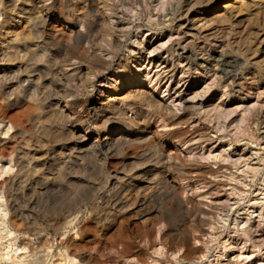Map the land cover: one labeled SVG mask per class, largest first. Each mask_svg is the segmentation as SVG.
Returning a JSON list of instances; mask_svg holds the SVG:
<instances>
[{
	"label": "bare ground",
	"instance_id": "bare-ground-1",
	"mask_svg": "<svg viewBox=\"0 0 264 264\" xmlns=\"http://www.w3.org/2000/svg\"><path fill=\"white\" fill-rule=\"evenodd\" d=\"M45 1L46 0H0V4L2 5V19L0 21V121L6 120L9 123V128L13 129V133L8 139H0V160H13L16 168L12 175H9L3 180V184L6 188L5 191L8 192L6 204L9 206L11 212V218L9 220L11 229H17L21 224L23 225V231L36 233L44 228V223H50L51 218L56 216H59V225H61V227L69 225L76 217V212L80 206L86 203L87 200L100 189V186H106L104 193L98 197V201H93L91 205V207H98L100 204L110 206L112 212L108 213L106 216L108 220L107 225H105L106 228L113 227L116 217L120 213L122 214L126 206H132V208H137L136 219L138 221L136 228L144 230L149 243L152 239H155L156 235H159V242L162 243L164 247L173 251L182 249V258L185 260H193L198 249L190 247L189 245L192 246V244H188L187 240L190 238H186V233L190 232H188L189 228L186 229V224L190 222V220L186 219L188 220L186 223L184 219L191 218V222H195L197 226H202L204 224V218L200 213L208 214V211L206 212V210L201 209L196 202L189 204L188 202L193 200L192 197H188V200L189 198L192 199L189 201L181 199L179 197V182L186 179L183 177L186 174L188 175L190 172L194 173V171H196L200 177L198 179L199 185L203 183L210 185L212 180L210 181V178L209 180L207 179V175H209L208 177L213 178L217 176L224 177V181H220L219 179L221 187H223L227 184V180L232 181V179H234L233 182L238 180L236 177L238 175H234V172L231 171V167L238 169L241 155H238V158L228 159L227 154L222 155L220 152L216 155L213 154L211 148L207 150L206 154L202 151L204 147H201L200 143H198L195 148L199 147L202 152L197 151L198 154H194L196 155L193 156L194 161L197 162L201 159L206 160L213 158L214 160H218L215 162L217 166L213 167V163L212 165L209 163H197L191 166L187 165V162L191 163L189 160L187 161V157L190 155L186 156L185 153L181 154V149L178 146L179 144H184L189 140L190 142L193 140H191V138L178 139L177 133L182 130L183 124L189 123L191 113H189L187 109L192 108L193 110L196 108L197 111L202 108V102L197 101V103L194 102L193 99L199 96L203 97L210 88H223L221 95L226 94L227 97L231 95L232 97L238 98L239 95L235 93L237 90H234V88L231 87L229 89L230 91H226L225 84H218V81L216 82L215 79L216 73L213 72L211 74L212 77H210V83H205L203 89L200 87L201 92L198 89L199 91H194L192 96L190 95L188 98H185V101L192 103L191 105L189 104L190 107H188L182 102V98L179 97L181 90H178L177 84L184 80L183 77H179L175 80L177 83L176 86L172 87V89H175V92L178 93V97L174 98V105L171 106V104L158 99L152 94L153 92L148 90L145 85H142V82L138 79L139 77L137 78V72L142 65H145L144 67L147 68L149 64H155L156 67L161 66V68L159 67V70H162L161 72L165 71L167 75L170 73L168 80L169 83H171L174 71L179 64L173 61V55L171 53L170 60H165L162 58L159 59L154 52L164 48L165 44L169 41L180 43L184 38L189 40L186 44L181 46V55H185L186 57L189 56V53L187 54L188 50L185 49L187 46L193 47L195 45L197 49H201V45L205 47H218L221 52L219 54L222 56L221 60L219 59L221 63L218 69L221 73V77L235 81L240 76L238 69L241 68L243 64H249L244 66V72H248L249 69L253 67L250 64L253 63L254 69L258 72L260 80L264 83V57L261 56V59H256V51L259 47L258 43L262 41L259 40L258 42V34L260 33H258V30H255L260 25H257L259 23L258 13L256 14L257 17L254 15L256 10L251 12L250 6L252 4L250 5L248 0H235L230 6H227V3L226 5H221L224 0H218L214 6L223 9L221 14H215L216 16L210 19L203 16L194 20V18H190L191 12L196 11V7L203 4L204 1L206 2V0H185L187 1H184L186 4L185 9H183V6L176 5L177 7L175 10L173 12L170 11L173 14L175 12L177 13L171 16V24L174 20H183L179 24L171 26V29H175L176 34L172 33L175 35V38L172 37V34H169L165 41L155 40L156 42H152L148 38L140 39L132 36V40H130L132 48L128 49L130 53L132 52L131 62L128 60V56L118 60L115 69L110 74V77L107 78L108 84L114 85L104 89L100 98L102 102L97 105V112L100 114L99 127L101 126L100 128L104 131L103 138L101 137V140H99L98 136L97 138H93L87 133H84L82 128H78V126L72 124V115H77L76 106H82V102L80 103L78 100L79 103L76 104L74 101H67L66 93L52 92L55 86L51 84L45 86L43 80L44 78H49L50 76L47 77L48 75H53L56 78L53 79V77H51L50 80H64V83H66L67 77L77 69V67H74L71 70H67L68 66L70 67L73 65L71 60H76L78 63L87 62L84 68L95 72H102L107 69L111 63V59L118 52H121V55L124 54L122 49L126 44L125 41H129L128 39H130V29H135V31L140 30L144 25L147 27V30L153 28L162 31L165 24L159 20L158 13L164 9L168 0H69L74 10L78 12L75 17L81 24L80 26L83 27V30L76 27V23L70 14L71 11L64 12L60 9L61 12L58 15H53L55 3H59L63 7H66V5H64V0H51L49 3ZM198 10L197 8V15H199ZM225 22L229 24L226 25ZM261 22V26H263V21L261 20ZM255 25H257L256 28ZM258 28H260V26ZM147 32L148 31H146V34ZM83 43L89 44L90 50H88L87 47L85 48ZM72 46H75L76 51L70 53L69 48ZM125 47H128V45ZM136 50H138V52L134 53ZM166 50L171 51L172 46L168 45ZM4 62H15L14 70L11 69L10 64L6 65ZM188 72L189 71L184 73ZM88 74L89 72L86 71L83 75V87H87L89 84L87 80ZM190 76L191 75H188L187 79H189ZM187 79L183 84L187 82ZM190 82L192 81H188V84H190ZM168 85L169 84H167V86ZM188 89L187 87V90ZM77 90L79 91V89ZM169 90L171 89L169 88ZM79 93L81 92H78V94ZM256 94L257 93H255V95ZM213 107V109H216L219 107V104L213 105ZM125 109L133 110L134 116H128ZM145 109H149L156 113L158 119L162 121L163 127L168 126L174 129L172 128V130L169 131L165 129L166 131L159 132L157 127L152 130L150 120H148L145 115ZM247 109L250 110V108ZM210 110L206 108L202 111L204 115H207ZM218 110L216 111L219 113V115H217L218 118L221 117V119L223 118L224 120L233 112L226 109V111ZM211 111L214 112V110ZM196 114L198 115L197 112ZM217 116L214 117L217 123V127H215L216 131L226 129L227 126H224V123H220V119L216 118ZM244 120L245 116H242L238 121L236 120L235 136L227 143L228 145L240 139L239 137L242 135L241 131L244 127H242ZM159 122L157 123L159 124ZM189 125L190 124L186 126V129H189ZM197 130L198 129H195L191 133L193 134L197 132ZM185 131L188 132V130ZM158 133H160L161 137L155 138V135ZM50 134H52V137L55 135L58 139H65L64 143L59 146V148H53L51 150L45 149L46 151L44 150L45 152L41 153L40 148L48 144L47 138ZM199 136L201 139L204 136L206 137V135L203 134ZM223 137L225 136H218L220 139ZM206 139L210 140V137ZM194 141L196 142V140ZM56 142L58 143V141ZM59 142L61 143V140ZM51 143L53 144L52 141ZM224 145L226 144L220 146L223 147ZM190 146L186 149L187 152L193 150ZM130 150L132 151L131 153L129 152ZM222 150H225V148L223 147ZM223 152L224 151H222V153ZM88 157L95 160L92 162H95L99 169L105 172L106 175L102 172L105 175L103 176L104 179L96 184L97 186L92 184L88 188L86 187L89 190L86 189L87 194H80L78 192H80L79 190L81 188L85 190V187H83V177H89V174L86 175L87 170L85 171V163H88L85 162V160ZM119 158L121 159V168L124 171H121L122 174H120L117 169L113 172L110 171L111 168L109 169L107 166L108 159L113 160ZM128 158L132 159V162L125 161L126 163H124L123 160ZM127 164H130L132 168H138L139 172L136 174L132 173L131 175L127 174L131 169V167H129V169L126 167L128 166ZM174 169L177 170L175 171L176 176L173 175ZM256 171V166L247 167L245 170L241 171V175L247 177V174L251 172L253 176ZM84 173H86V177ZM109 177L111 178V182L107 185V179ZM235 177L237 179H235ZM23 183H25L26 186L28 184L31 186L25 189L22 185ZM215 183L216 182H214V184ZM245 183H247V181ZM205 184L203 185L205 186ZM62 185L67 187L66 189H70V191H68L70 194L74 193L77 195L78 193L79 196H75L76 198L72 199L70 198V200L65 202L57 200L56 202L54 196L61 191L57 190H59L58 186L60 187ZM197 187L199 186L194 188L196 189ZM228 187H230V185ZM16 189L31 191L33 194H31L30 197H32L26 199L18 198L15 191ZM212 192L213 190L210 194ZM60 194L61 193L58 195ZM45 195L53 197L54 202L50 204L52 205L50 210L36 208L42 204L41 201ZM154 200L156 203H158L156 200H159L163 205L160 203L161 205L157 204L156 206L155 202H153ZM211 201H213V199ZM172 202L179 203V206L185 209L186 215H183L185 216V218L182 217L184 218L183 220L180 218V221L174 222L173 216L175 212L169 215L162 211V206L168 204L172 205ZM220 202L222 201L219 200L217 203L219 204ZM257 204L259 203L254 201L251 203L250 207L254 208ZM2 205L0 201V230L4 227L5 223V217L2 214ZM259 207L262 210L264 209V200H262V203L260 202ZM135 209H133L134 212ZM215 211L217 212L216 209ZM185 212L183 210V213ZM253 212L252 210L245 213L246 216H242L240 219L238 218V220L235 219L233 223L234 228L231 230L233 233L231 234L250 240L256 244L255 247L257 246L259 248L264 245V225H261L264 219V212L259 211L255 216L257 219H253ZM134 215L135 214L132 216ZM226 215L227 214H225L224 217ZM89 219L91 218L89 217ZM207 219H205V221ZM207 222L208 221H206V223ZM190 224L191 223L187 224V226L189 227ZM86 229H88V227H86ZM89 230H92V228ZM7 233L8 231H5L3 234L7 235ZM85 233V229L80 227L77 233H75V235H78V240L73 238L70 244L76 246L78 241L86 237ZM1 234L0 232V235ZM175 234L180 238L178 239L176 237L178 240L175 239L176 241H172L173 239L171 238H173L172 236ZM123 237H126V235ZM141 239L143 241V238H140V240ZM193 239H197V237ZM118 242L121 245V249L115 251L117 256L132 253L131 256H133L134 262L139 261L140 253H137L139 251L138 242L128 238H122ZM39 245L40 242L36 240L21 239L17 245L11 246V248L8 245L7 248H4L5 250L3 253H6L8 256V251L10 250L16 249L17 251H21L19 254L14 255V259L18 258L20 261L25 251H34L40 248ZM48 245L51 246L52 244ZM41 246H43V244ZM65 246L67 248L70 247L69 243H66ZM75 246H73L75 249H69L66 258L72 263L78 261L82 264H88V262L91 261L90 256L82 250L77 251L78 248ZM79 246H81V244ZM141 259L142 258H140V260Z\"/></svg>",
	"mask_w": 264,
	"mask_h": 264
},
{
	"label": "rangeland",
	"instance_id": "rangeland-1",
	"mask_svg": "<svg viewBox=\"0 0 264 264\" xmlns=\"http://www.w3.org/2000/svg\"><path fill=\"white\" fill-rule=\"evenodd\" d=\"M50 1L51 0H46L45 2L49 3ZM184 1L185 0H168V3L164 7V9L158 13L159 14V20L165 24L164 27L162 28V31H160L158 29H153V28L151 30H147V27L144 25H143L144 27L142 26L140 28V30L135 31V29L134 30L130 29L131 30V33L129 35L130 39H128L129 41H125L126 44L124 43L125 45L123 46V49H122L124 54L121 55V52H118L111 59V63L109 64L108 68L103 70L102 72H95V71H92L90 69H85L84 67H85L87 62L78 63L76 60H73V61L71 60V62H73V65H71L70 67L68 66L67 70H71L74 67H77V69L70 76L67 77V80L65 81L66 83H64V80H62V81L53 80L54 78H56L53 75H48L47 77H49V76L50 77L47 79L44 78L43 84L45 86L50 85V84L52 86H55L54 87L55 89L53 88L54 90H52V92H60L63 94L66 93V95H67L66 100L69 102L74 101V102H76V104L79 102L80 103L84 102L83 104L81 103L82 106H76L77 115H74V116L72 115V118H71L73 125L78 126V128L79 127L82 128V131L84 133H87L88 135L92 136L93 138H97V136L99 137L98 138L99 140H101V137L103 138L104 131L102 128H100L101 126L99 127V125H100V114L97 112V105H99L102 102V100H100V98L102 95L101 93H103L104 89L114 85V84H111V85L108 84L107 78L110 77V74L115 69L116 64H117L119 59H122V58L128 56L127 58L131 62L132 52L130 53L128 49L132 48V44L130 42V40H132V36H135L136 38H140V39L141 38L142 39L148 38L150 41L153 42L155 40L165 41V40H167V35L172 34V33L176 34L175 29L174 28L171 29V26L177 25L183 20H181V19L174 20L173 23L171 24V16L177 14L176 12L174 14L172 13L175 10V8L177 7L176 5L183 6V9L186 8L185 2H187V1H185V2ZM217 1L218 0H209V1L206 0V2L204 1L203 2L204 5L201 4L200 6L196 7V11H197V8L199 9L198 10L199 15H197L196 14L197 12L194 11V12H191L192 14H191L190 18H194V20H196L200 17L205 16L206 18L210 19V18H213L214 16H216L218 14H221L223 12V9L214 6L217 3ZM233 1H235V0H224L221 3V5H226V3H227V6H230L231 3H233ZM248 3L250 5L252 4L250 6L251 12H254L256 10L254 12V15H256L258 13L257 15L259 16V18H258L259 23L257 25L260 24L259 25L260 28H258L259 27L258 26L257 29H255V30L259 31L258 33H260V34L257 33L259 36L258 42H259V40L260 41L262 40L260 42L262 44L257 42L259 44V47H258V50L256 51V59H261L262 57H264V55H263L264 54V37H263L264 36V29H261V28H264V0H257V1L256 0H248ZM255 4H256V6H255ZM64 5H66V7H63L59 3H57V4L55 3V8L53 9L54 10L53 15H58L61 12L60 9L63 10L64 12H67V11L70 12L71 11L70 14L76 23V27L77 28L79 27L78 29L83 30V27L80 26L81 24L79 23L78 19L75 17V15L78 12L74 10V7L70 4L69 0L68 1L64 0ZM252 6H255V7H252ZM1 10H2V5L0 6V21L2 19V11ZM257 10H258V12H257ZM170 11H172V12H170ZM204 11H206V12H204ZM171 13H172V15H171ZM234 14H235V12H234ZM237 19H239V18H237ZM261 20L263 21V26H261L262 25ZM228 24L226 23V25H228ZM257 25H255V28ZM81 27H82V29H81ZM173 27H175V26H173ZM138 31H140V32H138ZM146 31H148L147 34H146ZM172 37L175 38V35H173ZM174 38H172V39H174ZM188 40L189 39L183 38L180 43H177L176 41H173V42L169 41L165 44L164 48L159 49L156 52H154V54H157L159 59L162 58L165 60H170V57H171L170 53H171L173 55V57H172L173 61H175L179 64V65H177V67L174 71V75H173V78L171 80V83H169V80H168L170 73H168V75H167V73L165 71L161 72L162 70L161 71L159 70L161 68V66H159L160 67L159 68V67H156L155 64L154 65L149 64L147 66V68L144 67L145 65H142L140 67V70H138V72H137V78L139 77L138 79L142 82L141 84L145 85L146 88H148V90L153 92L152 94L154 96H156L158 99H160V100H162L168 104H171V106L174 105V98L178 97V93L175 92V89H172V87L176 86L177 83L175 80H177L179 77L184 78L183 81H181L179 84H177L178 90H181L179 97L182 98V102H184V104L188 107H190V105L192 103L185 101V98H188L190 95L192 96L194 94L193 93L194 91H196V90L199 91L200 87H201V89H203L205 83L209 84L210 79H211L210 77H212L211 74L213 72L216 73L215 79H216V82L218 81L217 82L218 84H221V85L225 84L226 85V88H225L226 91L227 90L230 91L229 89L231 87L234 88V90H237V91H235V93H237V95H239L238 98L232 97L231 95L230 96L228 95V97H227L226 94L221 95L223 88H221V89L210 88L211 90L209 89L204 94L203 97L199 96V97H196L195 99H193L194 102H197V101L202 102L201 103L202 108L200 110L196 111V108L193 110H192V108L187 109L189 111V113H191V115H190L191 118H190L189 123H188V124H190L188 126L189 129H186V126L188 125L186 123V124L182 125L183 126L182 130H180V132L177 133L178 139L191 138V140H193L191 142L189 140L184 144H179V146H178L181 149V154L185 153L186 156L190 155L187 157L188 158L187 161L189 160L191 163L187 162V165L191 166V165H195L197 163H203V164L209 163L210 165H212V163H213L212 166L216 167L217 163H215V162L218 161L217 159H215V160L213 158H211V159L209 158L206 160L201 159L202 161L200 160L197 162L194 161V159H193L194 158L193 156H196L194 154H198V152L203 151L204 153L207 154V150L209 148H211L212 153L215 155L219 154V152L222 155L227 154L228 159L238 158V155H241V158H239L238 169H234V167H231V171L234 172V175L235 176L238 175V176H236L238 178V180H235L236 184H235V181L233 182L234 179H232V181L227 180L228 185L226 184L223 187H221L220 181H224L225 180L224 177L217 176V177L213 178V177H208L209 175H207V179L209 180V178H210V181L211 180L212 181L210 182V185L209 184L206 185L205 183H203V184H205V186L203 184H202L203 185L202 186L201 184L199 185L198 179L200 177L198 176V173H196V171H194V173L190 172L188 175L186 174L185 176H183L186 178L185 180H183L184 182L183 181L179 182L180 183L179 197L183 200L184 199L188 200V197H192L193 200L189 198V200H192L191 202L188 200L189 204H193L194 202H196L197 205L201 209L206 210V212L208 211V214L207 213H205V214L200 213V215H202L204 218V224L203 225H205V226H203V225L197 226V224L195 222H191L192 221L191 218H185V216H183V215H186L185 209L183 207L179 206V203H177V202H172V205L168 204V205L162 206V211L165 214L171 215L172 212H175V214L173 216L174 222H178L181 219L183 220L184 218H185L184 220H186V219L190 220V222H188V220H186V223L188 222L187 224H189V223L192 224V226L190 224L189 227L186 224V227H187L186 229L189 228L188 229L189 231L188 230H186V231L190 232V233H186V238L187 239L190 238L189 239L190 241L189 240H187V241H188V244H192V246L191 245H189V246L193 247V248H197L198 249L197 252H199V253L196 252L193 260L192 259L185 260L181 256L182 252H183L182 249L179 251H173V250L167 249V247H164V245L159 242V239H160L159 235H156L155 239L154 240L152 239L151 242L149 243L147 241V237L145 236L146 233L144 232V230L136 228L137 221H138L136 219V209L137 208L136 209L132 208V206H126L124 208V211L122 212V214L120 213L116 217V220H115L113 227L106 228L105 225H107V221H108L106 219V216L108 215V213L112 212L110 210V206H108V205L105 206V205L100 204L98 207H91L93 201L97 202L99 199L98 197H100L104 193L106 186L105 187L100 186V189H98L99 191L97 190L93 194V196H91L89 198V200H87L86 203H84L82 206H80V208L76 212V217L73 219V222L69 225L61 227V225H59V220H60L59 216H56V217L51 218L50 223H44L43 224L44 228L41 229L40 231L36 232V233L23 231V225H21V224L19 225V228L13 230V229H11L10 223H9V220L11 218V212H10L9 206L6 204L8 192L5 191L6 188L3 184V180L5 178H7L9 175H12L15 172L16 168H15V165L13 163V160L8 161L5 159H2V160H0V201L3 204L2 205L3 206L2 214L5 217V223H4V227L0 230V232L2 233L0 235V264H82L78 261L72 263L69 259L66 258V254H67V252H69V249L70 248L75 249L73 247L75 245L70 244V243L73 240V238L78 240V235L76 234L77 235L76 236L75 233H77V231L80 227H82V229H85L86 237L83 240L78 241V243L76 244L75 247L78 248L77 251L82 250L90 256L92 262L89 261L88 264H264V245H262L258 248L257 246L255 247L256 244L253 243L252 241L244 239L241 236L239 237V236H234L233 234H231V233H233L231 230L234 228L233 223H234L235 219L238 220V218L240 219L242 216L243 217L246 216L245 213L250 212L252 210L254 211L252 214V216L254 217L253 219H257V217H255L257 215V213L259 211L264 212V209L262 210L259 207L260 202L262 203V200H264V83H263V81L260 80L258 72L256 71V69H254L253 63L250 64L253 67H251L248 72H244V68H245L244 66L249 65V64H245V65L243 64L242 67L238 69L240 76L235 81H232L229 78L226 79V78L221 77V73L218 71V69L220 67V63H221L220 60H221L222 56H220L221 54H219L221 52H220V49L218 47H213V46L205 47V46L201 45V49H197V47H195V45L193 47L187 46L185 49L188 50L187 54L189 53V56L186 57L185 55H181L180 54L181 46L183 44H186V42ZM83 45L85 46V48L87 47V49L90 50L89 44L83 43ZM126 45H128V47H125ZM168 45L172 46L171 51L166 50ZM74 51H76L75 46H72L69 48L70 53H73ZM137 52H138V50H136L134 53H137ZM179 57H181V58H179ZM159 59H157V60H159ZM5 63L6 62H4V64ZM9 64L11 66V69L14 70V66L16 63L15 62H10V63L7 62L6 63V65H9ZM145 64H146V62H145ZM86 71H88L90 74V75L89 74L87 75V80L89 81V84L87 87H83V85H84L83 84V75H84V73H86ZM187 71H189V72L184 73ZM188 75H191L189 77V79H187ZM51 77H53L52 80H50ZM186 79H187V82L185 84H183L186 81ZM188 81H192V82H190V84H188ZM117 82H118V80H117ZM77 83H78V85H77ZM167 84H169V85L167 86ZM187 87L189 88L188 90H187ZM169 88L171 90H169ZM42 89H44V88H42ZM60 89H63V90H60ZM77 89H79V91ZM82 91H84L85 93ZM72 92H74V93H72ZM78 92H81V93L78 94ZM200 92H201V90H200ZM255 93H257L258 95L256 94L257 95L256 96ZM71 97L74 99H72ZM67 98L68 99L70 98V99L68 100ZM78 100H79V102H78ZM213 103H215V104H213ZM216 104H219V107L216 109H213L214 108L213 105H216ZM222 106H224L226 110L233 111L225 118L226 120H224L222 118L223 121H222L221 117L218 118L217 115H219V113L216 112L218 109H219L218 111H222L224 109V107H222ZM205 107L207 108V110H210V109L214 110V112L210 110L208 112L209 115L208 114L204 115L202 110L203 109L205 110L206 109ZM220 107H221V109L222 108L223 109L221 110ZM247 108H250V110ZM225 109L223 111H226ZM145 110H146L145 115H146L147 119L150 120V125L152 126V128H151L152 130L154 128H157V127H158L157 130H159V132H164L166 130L167 131L172 130L173 127L170 128L168 126H164L165 127L164 128L162 126V123H161L162 121H160L158 119L156 113L152 112L149 109H145ZM125 111L127 112L128 116H131V117L134 116L133 110L125 109ZM199 111H201V112H199ZM196 112L198 113V115L196 114ZM216 113H218V114H216ZM215 116H217L216 118L220 119V121H219L220 123H222V124L224 123V126L225 125L227 126V128L225 127L226 129H223L221 131H216L215 127H217V123H216V119H214ZM242 116H245L244 124L242 123L243 124L242 127L244 126L243 130L245 132L242 130L243 132L241 131L242 135L240 134L241 135L239 137L240 139H237L235 141L236 143L232 142L230 145H228L227 143L230 142L231 138H234V136H235L236 120L238 121ZM157 122H159V124ZM212 128H214V129H212ZM195 129H198L197 132L192 134L191 132L194 131ZM185 130H188V132ZM12 133H13V129L9 128V123L6 120L2 121V122L0 121V139H3V140L8 139ZM188 133H191V134H188ZM202 134L206 135V137L205 136L203 137L204 139L203 138L201 139L199 136ZM208 135H210V136H208ZM53 136L54 137H52V134H50L48 136V138H47L48 144L45 147L40 148L41 153H44L46 151L45 149L51 150L53 148H59V146H61L64 143L65 139H58L57 136H55V135H53ZM207 136L210 137V140L206 139V138H208ZM218 136H225V137L220 139V138H218ZM156 137H161L160 133L155 135V138ZM55 138H56V140H55ZM193 138H196V139H193ZM199 139H201V140H199ZM49 140H51L53 142V144ZM60 140H61V143L59 142ZM194 140H196V142ZM56 141H58V143ZM198 143H200L201 147H204L202 151H200L199 147L195 148ZM222 144H226L223 146L225 148V150H222L223 147L220 146ZM189 146L191 148H193V150H191V151L189 150V152H187L186 149ZM222 151H224L225 153L224 152L222 153ZM129 152L131 153L132 151L130 150ZM190 153H192V154H190ZM86 160H85V162H88V163H85V171L87 170V172H86L87 174L84 173V176L86 177V175L89 174V177L88 176L86 178L83 177V179H84V182H83L84 186L83 187H85L84 188L85 190H83L81 188L79 190L80 192H78L80 194H82V193L85 194L87 192V190H88L87 188L89 186H91L92 184H94V185L98 184L99 182L102 181V179H104L103 176L106 175L105 172H103L102 170L99 169V167L95 164V162H92L95 160L90 159V157H88ZM120 160H121L120 158L119 159H113V160L112 159L107 160V166L109 169L111 168L110 171L113 172L114 170L117 169L118 172L120 174H122L121 171H123V170L121 168L122 166H121ZM131 160L132 159L128 158L126 160H123V162L124 163H126L125 161L132 162ZM111 161L113 164L111 163ZM205 161L206 162L208 161V162L206 163ZM117 165H118V167H117ZM127 165L128 166H126V165L125 166L128 167V169H129V167H131V165L130 164H127ZM255 166L257 168V171L255 174H253V176H252L251 172H250V174H247L248 175L247 177L245 175H241L242 170H245L247 167L250 168V167H255ZM112 167H114V168H112ZM128 169H126V170H128ZM98 170H100V171H98ZM173 171H174L173 175L176 176L175 171H177V170L174 169ZM138 172H139L138 168H132L131 167V169L129 170V172L127 174L131 175L132 173L136 174ZM193 174H194V176H193ZM239 175H241V176H239ZM100 176H101V178H100ZM236 177H235V179H237ZM219 179H220V181H219ZM107 180H108L107 185H109L111 182V178L109 177ZM186 180H188V181H186ZM240 181L242 182V184ZM246 181H247V183H245ZM214 182H216L215 183L216 185L214 184ZM228 182H230V183H228ZM187 183H189V184H187ZM22 185L25 187V189L31 186V185L29 186V184L26 186L25 183H23ZM194 185L199 186V187H197L195 189L194 187H196V186H194ZM229 185H230V187H228ZM64 187L65 186H63V185L60 187L58 186L59 190H57V191L61 190L62 192L60 191V192H58V194L61 193L60 195L57 194L58 196L57 195L54 196L55 201L57 200V201L65 202V201L70 200V198L72 199V198H76L77 196H79L78 193H77V195L74 193L70 194V192H68V191H70V189H66L67 187H65V188ZM63 188L65 191L66 190L67 191L65 192L63 190ZM219 188L223 191H221ZM232 188H234V189H232ZM239 188H241V189H239ZM25 189H20V190L16 189L15 190L18 198H22V199L25 198L26 199V198H29L31 194H33L31 191H27ZM216 189H218V190H216ZM235 189H237V190H235ZM212 190H213V192L210 194V192ZM229 191H231V192H229ZM238 191H240V192H238ZM241 191H242V193H241ZM67 192H68V194H67ZM44 198H42V201H41L42 204H40L36 208L50 210L51 206H52L50 204L51 203L53 204V202H54L53 197L49 196V195H45ZM212 199H213V201H211ZM218 199L222 201L219 203L220 205L217 203V202H219ZM45 200H48V201H45ZM156 201L158 203H156L155 200L153 201V202H155L156 206H157V204L158 205L162 204L159 200H156ZM223 201H225V202H223ZM254 201L258 202L259 204H257L258 207L256 205L254 208H252V207H250V205ZM204 203H206V204H204ZM208 203L210 204V206ZM177 204H178V206H177ZM220 206L222 207V209ZM175 207H177V208H175ZM93 208H95V209H93ZM133 209H135V212ZM215 209L217 210V212L215 211ZM220 209H221V212H220ZM228 209H229V211H228ZM183 210L185 213H183ZM218 211H219V213H218ZM224 211H225V213H224ZM209 212H212V213H209ZM133 214H135V215L132 216ZM211 214H212V216H211ZM225 214H227L225 216L226 218L224 217ZM89 217L91 219H89ZM175 217L177 220L175 219ZM182 217H184V218H182ZM54 218H55V220H54ZM93 218H96V219H93ZM205 219H207L206 220V221H208L207 223H206ZM211 219H212V221H211ZM214 219H215V221H214ZM262 221L263 222H261V225H264V219ZM225 223H228V224H225ZM190 226H191V228H190ZM86 227H88V229H86ZM197 227H199V228H197ZM91 228H92V230H89ZM5 231H8L7 235L3 234ZM120 235H121V237H120ZM125 235H126V237H123ZM128 235H129V237H128ZM201 235H203V236H201ZM172 237H173V238H171V239H173L172 241H176L180 238L176 234L173 235ZM194 237H197V239H193ZM122 238L123 239L128 238L130 240H133V241L139 243L138 244L139 245V247H138L139 251L137 253H140V255H139V261L138 262H134L133 256H131L132 253H127V254L122 255V256H117L115 254V251L117 249H121V245L119 244L118 241ZM140 238H143V241H142V239L140 240ZM152 238H154V237H152ZM21 239L36 240V241L40 242V245H39L40 248H38L34 251H29V250L25 251V253L23 254L22 260H20V261L18 258L14 259V255L19 254L21 251H17L16 249L10 250V251H8V254H9L8 256L6 255V253H3V251L5 250L4 248H7L8 245L10 248H11V246L17 245L19 243V240H21ZM66 243H69V245H70L69 248H67L65 246ZM42 244H43V246H41ZM48 244H52V245L49 246ZM80 244H81V246H79ZM71 245H73V246H71ZM140 258H142V259L140 260Z\"/></svg>",
	"mask_w": 264,
	"mask_h": 264
}]
</instances>
